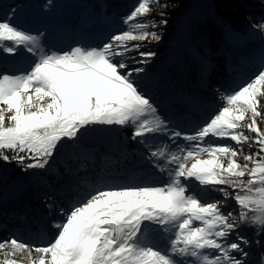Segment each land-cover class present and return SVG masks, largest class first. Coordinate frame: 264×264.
Here are the masks:
<instances>
[{
    "label": "snow or ice",
    "instance_id": "snow-or-ice-1",
    "mask_svg": "<svg viewBox=\"0 0 264 264\" xmlns=\"http://www.w3.org/2000/svg\"><path fill=\"white\" fill-rule=\"evenodd\" d=\"M153 5L167 7L137 0L123 21L129 30L98 48L61 52L45 50L42 34L23 30L11 16L0 19V52L22 49L35 58L27 71H0V161L44 169L62 140L94 125H131L134 140L161 134L173 144L196 142L150 152L153 167L167 176L162 184L98 188L60 209L63 219L51 225L57 232L47 244L0 240V264H247L251 242L237 229L264 233V129L258 123L264 121V66L225 94L224 105L194 134L169 130L132 78L156 55L142 50L143 42L160 41L158 29L167 23L164 11L157 23ZM254 27L264 32V22ZM206 138L232 143L207 144ZM240 155L248 163L241 164ZM213 193L222 199H206ZM229 199L238 205V219L223 208Z\"/></svg>",
    "mask_w": 264,
    "mask_h": 264
},
{
    "label": "rangeland",
    "instance_id": "rangeland-1",
    "mask_svg": "<svg viewBox=\"0 0 264 264\" xmlns=\"http://www.w3.org/2000/svg\"><path fill=\"white\" fill-rule=\"evenodd\" d=\"M20 1H25V3L27 2L29 5L32 3L30 0ZM116 1L48 0L47 3L40 1L39 3H43V6H45V15L40 18L33 17L29 19L23 17L24 10L14 11L10 16L12 17V23L23 30L28 31L31 34H42L41 43L45 47V50L58 52L67 51L75 46H81L84 48L92 47L83 41L78 44L73 43V40L68 41L66 46L63 47L56 37L55 29L57 26H62L63 28L68 25L70 28L75 27L77 24H70L71 20L75 22H87L79 29L81 33L86 36L88 35L86 33H89L100 26H102L101 29L103 32L108 29L107 33L110 32L111 28H114L113 31L115 32H111L106 40L99 41L100 44L98 47H101L104 43L109 42L114 34L129 30V25H126L123 21L134 8L137 0H128V3L119 8L116 7L117 11H113L110 4L118 3ZM193 1H195V3H193ZM205 1L206 0H192L190 4L180 7L174 13H168L165 11V8L160 9L159 5H153L157 11H154L151 15L157 18V23L160 19L159 11H164L166 13L163 19L167 20V23L161 25L158 29V34L161 36L160 41H152L150 43L143 42L146 44V48L142 50L155 52L156 55L151 58L146 65H143L145 71L142 74L134 75L132 77L133 80L137 82L140 89L152 100L161 118L167 121L168 129L179 130L189 135L194 134L200 127H202L211 114H213V117L219 111L222 105H224L222 98L225 94L231 93L245 85L255 74H257L261 67L264 66V32H261L254 27L259 23L264 22V0H259L258 12L255 16L251 17L252 22L235 27H230L228 24H219L221 31L224 33L223 38L226 40V43L224 44L223 49H216L213 50V52L216 54H218V52L222 53L223 55L221 58L218 56L219 54L217 57H211L208 55V49L211 47L204 48L202 45L204 31H199L196 27L198 20L202 18L203 3H205ZM15 2L16 0H0V9ZM161 2L165 3L166 1ZM21 21H26V24H20ZM25 25H32L33 27L25 28L27 27ZM206 35L207 33H205V36ZM215 38H217V36L212 38V42ZM224 42L225 41H223V43ZM0 56L4 58L3 62L7 65L4 70L8 71V69H16V72L27 71L35 59L31 54L24 52L22 49L18 50L16 55H8L0 52ZM216 59H219V61L214 65ZM222 60L228 61V64L234 63V61L237 60L242 67H249V69L245 70L244 68H241L242 70H245V72H240L235 76L227 75V79L224 80H226V84L228 85L226 88L220 90L221 87L219 85L220 81H222L220 79L222 75L220 74L223 73L221 69L224 68H220V61ZM13 63H15V66L11 67ZM136 66L138 65H130V67ZM185 75H188L189 77H197L198 80L199 76L202 77L201 83L204 85L202 90L205 92V95L211 97L212 106L209 105L204 114L199 117L203 118L204 116H207L205 119L194 124L193 127L186 126V128H180L179 125H176L178 122L166 118V108L170 110L171 104L175 100L174 97L171 96L173 93H177L174 91H180L182 88L181 92H183L184 87L189 88L190 85L193 84L191 81L186 83V80L184 79ZM196 97H202V95L200 94V96ZM193 105L204 109L199 103H193ZM180 122L183 123V121ZM245 123H247V121H245ZM258 123L261 129H264V121H258ZM126 129L133 131L131 125H98L96 128L93 126L88 127L81 132L90 130L98 131L101 135L100 147L112 148L111 146H114L116 149L119 146H125L128 145V143H131L129 142V135L126 134ZM141 139H148L147 141H149L152 148L147 153H144V165L138 162V165L144 167L145 170L143 172L134 171V169H140L136 166L127 167L130 171L129 175H132L131 179L133 183H137L138 180H141L140 182L144 183L155 184L166 182L167 176L153 167L154 158L150 156L151 151L165 145L171 150H175L177 144L191 147L196 143L178 139L175 144H173L167 136L161 134H155ZM68 141L70 140L64 139L61 141L56 152L44 169H29V171H32L34 175L35 173L46 171L54 160L59 159L63 154L67 153V150L70 148L66 145ZM152 141H154L155 144H153ZM205 143L226 144L232 142L225 139L206 138ZM243 148L245 152H247L249 150V145L244 144ZM254 148L255 146L253 145V149ZM204 158L207 157L205 156ZM236 159L241 164L248 163L244 160L243 155L238 156ZM225 163H227V161H225ZM3 164L8 165L9 174L3 179L0 178V192L5 194L3 198L5 201L10 202L15 199V197L20 196L15 199L18 201L23 198V193L29 186L26 183L30 182L32 178L18 177L17 179L19 181H16L10 186H6L5 179L10 176L13 166L10 162H3ZM145 173L150 174L151 179L147 180V174ZM126 176V174H119L117 171H113L107 175L108 178L120 177L122 180L125 179ZM245 179H247V177H245ZM219 187L227 186L221 185ZM193 190L198 193L201 192V189L199 188H194ZM229 191L231 192L233 190L229 188ZM206 199H222V197L218 193H213L212 195L207 196ZM223 208L225 211H232L233 215L238 219V205L234 200L229 199L227 203L223 205ZM52 209H54L55 213L60 212L57 205H55L54 208L52 207ZM64 210H66V208ZM57 215H61V212ZM258 231V229L251 226H241L237 229V232L240 235L244 236L251 242L249 245L245 246V250L249 252L247 264H260V258L264 256V233L258 234ZM232 239H235V236H233ZM257 241H261V243H257ZM160 243L161 246H163L166 242L161 241Z\"/></svg>",
    "mask_w": 264,
    "mask_h": 264
},
{
    "label": "trees",
    "instance_id": "trees-1",
    "mask_svg": "<svg viewBox=\"0 0 264 264\" xmlns=\"http://www.w3.org/2000/svg\"><path fill=\"white\" fill-rule=\"evenodd\" d=\"M30 1L32 3L29 5L27 2L25 3V1L16 0L15 3L1 8L0 19L10 16L13 10H24L23 17L29 19L33 17L40 18L45 15V6H43V3H47L48 0ZM40 1H43V3L40 4ZM161 1H166L167 7L165 11L168 13H174L180 7L186 6V4L192 2V0ZM116 2L118 3L110 4L113 11H117V8L128 3V0H118ZM193 3H195V1H193ZM203 4V15L202 18L198 20L196 27L199 31H204L202 36V45L204 48L211 47L208 49V55L217 57L219 54L218 56L221 58L223 55L222 53L218 52V54H216L213 52V50L216 49H223L226 43V40L223 38L224 33L221 31L219 24H228L230 27H235L252 22L251 17L255 16L258 12L259 0H206ZM72 23L77 25L72 28H70L69 25L65 28L57 26L55 29L56 37L63 47L66 46L68 41L73 40V43H78L80 41L83 33H81L79 29L87 22H75L71 20L70 24ZM20 24H26V21H21ZM25 26H27L25 28L33 27L32 25ZM101 27L102 26L89 32L92 45H99V41L106 40L109 35V33H107L108 30L106 29L103 32ZM205 33H207L206 36ZM214 36H217V38L212 42ZM223 41L225 42L223 43ZM3 59L4 58L0 56V70L6 71L4 70L6 64L3 62ZM218 61L219 59H216L214 65H216ZM220 62V68L224 67L221 69L224 73L220 74L222 75L220 78L222 81H220L219 85L221 87L220 90L226 88L228 85L226 84V80H224L223 74L227 73L228 75L235 76L249 69V67H242L237 60L231 64L223 60ZM13 66H15V63H13L11 67ZM16 71V69H8L10 73H16ZM184 79L186 83L191 81L193 84H191L189 88L184 87L183 92H181L182 88L180 91H174L177 93H173L171 96L174 97L175 102L171 104L168 114L172 121H176L178 122L176 124L184 125L186 128V126L193 127L197 119H205L207 116L203 118L199 117L204 114L209 105L212 106V102L211 97L205 95V92L202 90L204 85L201 83V76H199L198 80L197 77L185 75ZM198 92L202 97H196L200 96ZM193 103H199L204 109L195 107ZM212 115L213 114H211L208 119H210ZM180 121H183V123ZM126 131L132 134L129 129H126ZM66 145L70 147L67 153L63 154L59 159L54 160L50 164L48 170L35 173V175L32 171H29V169H25L23 165L15 161L10 162L13 166V170L10 176L5 179L6 186H10L16 181H19L17 179L18 177L32 179L30 182L26 183L29 186L25 189L24 195L21 194L23 198L21 197L22 199L18 201L15 199L20 196L8 202L3 199L5 194H0V240L15 237L30 245L47 244L48 241L54 238L57 232L51 225L63 219L61 218L62 215H57L60 214V212L55 213L50 211V207L53 206L54 203L58 206L59 204H63L71 207V205L85 197L88 192L98 188L132 184L131 180L122 181L119 178H108L107 175L114 168L122 172L125 171V163L128 159L133 158V156H124L120 154V151H117L115 154L104 157L107 154H101L107 152L105 150L96 152L92 149H83L73 141L67 142ZM130 146L131 144L129 147ZM133 146L132 148L130 147L129 150H144L137 145L136 142H134ZM27 162L28 161H26V163ZM41 226H43V229ZM44 229L47 231L46 233H44Z\"/></svg>",
    "mask_w": 264,
    "mask_h": 264
},
{
    "label": "bare ground",
    "instance_id": "bare-ground-1",
    "mask_svg": "<svg viewBox=\"0 0 264 264\" xmlns=\"http://www.w3.org/2000/svg\"><path fill=\"white\" fill-rule=\"evenodd\" d=\"M81 41H83V39L81 38L80 39V41L78 42V43H80ZM7 66V65H6ZM19 72V71H18ZM17 73V72H16ZM224 73V72H223ZM224 75V79H227V73H225V74H223ZM174 102H175V100H174ZM174 102L172 103V104H174ZM166 118H169V119H171V117L169 116V114H168V109L166 108ZM172 120V119H171ZM201 120H203V119H197L196 120V122H195V124H197V123H199ZM210 119H208L207 120V122L209 121ZM176 125H179V124H176ZM90 127H92V126H90ZM93 127H98V125H94ZM179 127L180 128H185L184 127V125H179ZM126 131V130H125ZM88 132H93V133H95L96 134V136H95V141L97 142L98 141V143L97 144H92V145H84L83 144V142L81 141V139H80V141H79V137H80V135H82V134H85V133H88ZM130 132L132 133L133 131H131L130 130ZM126 134L127 135H129V142H131V143H128V145H125V146H119L118 148H114V146H111L112 148H103V147H100V145H101V135L98 133V131H94V130H90V131H85V132H81L78 136H77V138H75V139H72V140H70V141H68V142H74V143H76L77 145H79L81 148H83V149H92L93 151L95 150L96 152H100L101 150H105V151H107V152H104V153H102L101 155H105V154H107V155H105L104 157H107V156H109L110 154H115L117 151H120L121 153L120 154H122V155H124V156H127V155H131V156H133V158H131V159H128L127 160V162L125 163V171H119L117 168H114V169H112L111 170V172H113V171H117L119 174H126L127 176H126V178L125 179H121L120 177H110V178H119V179H121L122 181H126V180H131V182H132V184H142V183H144V182H140L141 180H138V182L137 183H133V181H132V179H131V177H132V175H129V169L127 168L128 166L130 167H132V166H136V167H138V168H140V169H134V171H137V172H143L145 169H144V167L142 166V165H144V161H143V158H144V153H147L151 148H152V146L149 144V141H147L148 139H145V142H140L141 141V138H137V139H133L132 138V134H129V133H127V131H126ZM134 142H136L137 143V145H139L140 147H142L144 150H141V149H137V150H135V151H131V150H129L130 149V147L132 148V146L134 145ZM153 142V144H155L154 143V141H152ZM131 144V146L129 147V145ZM134 147V146H133ZM63 156V155H62ZM138 162H140L142 165H138ZM130 164H132V165H130ZM50 166V165H49ZM146 166V165H145ZM49 168V167H48ZM48 168H47V170H48ZM110 172V173H111ZM109 173V174H110ZM9 174V167H8V165H6V164H3V161H1V163H0V178L1 179H3L6 175H8ZM145 174H147V176H146V178H147V180H149V179H151V176H150V174H148V173H145ZM0 194H1V192H0ZM84 198V197H83ZM82 198V199H83ZM81 199V200H82ZM59 204V203H58ZM56 205V203H54L53 204V206H51L50 207V211H52V212H54V209H52V207L54 208V206ZM58 206V205H57ZM59 209H65L66 208V210L67 209H69L70 207L69 206H67V205H63V204H59ZM60 211V210H59ZM61 218H63L62 216H61ZM41 228L43 229V226H41ZM49 228V227H48ZM47 231H45V229H44V233H46ZM35 243H38V242H35Z\"/></svg>",
    "mask_w": 264,
    "mask_h": 264
},
{
    "label": "water",
    "instance_id": "water-1",
    "mask_svg": "<svg viewBox=\"0 0 264 264\" xmlns=\"http://www.w3.org/2000/svg\"><path fill=\"white\" fill-rule=\"evenodd\" d=\"M95 136L96 134L93 133V132H88V133H85V134H82L80 135L79 137V141L81 139V141L83 142L84 145H92V144H97L98 141L96 142L95 141Z\"/></svg>",
    "mask_w": 264,
    "mask_h": 264
}]
</instances>
